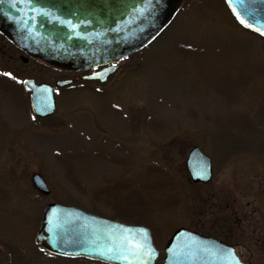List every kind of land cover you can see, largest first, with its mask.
Here are the masks:
<instances>
[{"label": "rangeland", "instance_id": "374dc122", "mask_svg": "<svg viewBox=\"0 0 264 264\" xmlns=\"http://www.w3.org/2000/svg\"><path fill=\"white\" fill-rule=\"evenodd\" d=\"M25 77L75 81L55 86L57 108L40 118ZM194 145L212 160L208 182L192 181L185 167ZM49 201L150 226L156 264L179 226L264 264V38L224 0H183L163 31L96 87L0 37V264H106L35 243Z\"/></svg>", "mask_w": 264, "mask_h": 264}, {"label": "water", "instance_id": "95a60500", "mask_svg": "<svg viewBox=\"0 0 264 264\" xmlns=\"http://www.w3.org/2000/svg\"><path fill=\"white\" fill-rule=\"evenodd\" d=\"M181 1L0 0V30L27 53L57 66L84 69L111 63L90 75L104 81L116 69L118 60L159 34L177 12ZM226 3L241 25L261 34L256 28L264 26V0H232L231 3L226 0ZM236 12L255 27L242 24ZM70 81L60 79L56 83L64 85ZM23 86L30 92V105L36 115L44 117L54 112L56 100L51 84L27 77ZM185 164L194 181L211 179V159L199 146L189 150ZM32 181L41 192H50L39 172L32 174ZM141 229L145 232L141 233ZM145 234L153 249L147 264H154L159 250L147 226L50 201L43 208L35 242L63 256H82L111 264H137L132 248ZM109 247L111 252L107 251ZM227 250L234 251L241 260L232 245L180 226L167 240L163 264H227ZM117 256H127V260L116 259Z\"/></svg>", "mask_w": 264, "mask_h": 264}, {"label": "snow or ice", "instance_id": "6c2138e0", "mask_svg": "<svg viewBox=\"0 0 264 264\" xmlns=\"http://www.w3.org/2000/svg\"><path fill=\"white\" fill-rule=\"evenodd\" d=\"M232 0H229V3H231ZM233 11L235 12L236 9L233 7ZM237 17L240 19V22L242 24L247 25L248 27H255L253 24H249L246 19L240 16L239 12H236ZM75 27V25H73ZM257 31H259L262 35H264V26H260L256 28ZM8 76H12V73H5ZM141 233H144L145 230L141 229ZM108 252H111L112 249L109 247L107 249ZM228 257H227V264H243V262L239 259V257L236 255V253L232 250H227ZM135 256V259L137 260V264H147V261L151 259L153 255V249L147 242L146 234L143 235L139 240L136 241L135 245L132 248V253ZM116 259H123L127 260V256H117ZM143 258V259H141Z\"/></svg>", "mask_w": 264, "mask_h": 264}, {"label": "flooded vegetation", "instance_id": "af4514ba", "mask_svg": "<svg viewBox=\"0 0 264 264\" xmlns=\"http://www.w3.org/2000/svg\"><path fill=\"white\" fill-rule=\"evenodd\" d=\"M0 37H2L4 40H8L7 39V37L5 36V35H3L1 32H0ZM13 45V44H12ZM14 46V45H13ZM123 61V60H122ZM121 63V62H120ZM120 63H119V67H120ZM100 67H102V66H98V67H94V68H90V69H87V70H85V71H73V70H69L71 73H73L74 75H76L78 78H80V80H82L81 78H83L82 76L86 73V72H88V73H90V72H92L93 70H96V69H98V68H100ZM118 67V68H119ZM112 79V78H111ZM86 81H90V82H92V83H94L95 85H100V83L99 82H96V81H94V80H88V79H86V80H82V82H86Z\"/></svg>", "mask_w": 264, "mask_h": 264}]
</instances>
